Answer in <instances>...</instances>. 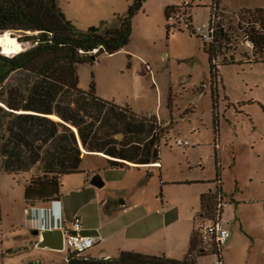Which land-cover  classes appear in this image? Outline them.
Listing matches in <instances>:
<instances>
[{"label":"rangeland","instance_id":"rangeland-1","mask_svg":"<svg viewBox=\"0 0 264 264\" xmlns=\"http://www.w3.org/2000/svg\"><path fill=\"white\" fill-rule=\"evenodd\" d=\"M57 2L74 28L85 32L116 26L133 0ZM166 7H175L167 19ZM213 9V0H145L131 19L125 48L77 66L80 90L93 81L99 99L154 119L159 136L155 166L110 168L101 155L89 154L80 173L60 177L67 232L79 218L81 236L101 239L85 257L115 259L129 251L181 260L193 229L198 233L193 252L197 264H215L217 257L198 232L200 224H208L207 215L195 214L200 194L215 190L218 174L221 219L230 233L221 245L223 264H264V63L251 60L245 40L251 18L243 12L264 9V0L216 1L215 23L228 41L210 78L204 41ZM7 33L18 53L35 44L24 38L32 33ZM222 56L233 62L222 65ZM25 79L22 72L12 74L2 85L1 98L6 99L10 88L23 89ZM0 108L6 110L2 104ZM1 111L0 144L13 118ZM177 140L188 146H177ZM1 162L0 155V264H66L67 246L62 251L37 246L34 212L23 198L28 175L4 172ZM95 175L101 187L91 184ZM119 201L123 205L117 207ZM44 213L40 222H46Z\"/></svg>","mask_w":264,"mask_h":264},{"label":"trees","instance_id":"trees-1","mask_svg":"<svg viewBox=\"0 0 264 264\" xmlns=\"http://www.w3.org/2000/svg\"><path fill=\"white\" fill-rule=\"evenodd\" d=\"M144 1L133 0L116 26L104 30L90 27L80 32L65 18L57 0H0V35L28 32L33 35L24 37L25 41L35 43L18 53L13 42L0 54V104L6 108L0 110L4 116L13 117L5 129L6 138L1 137V167L7 173L28 175L23 191L26 206L49 204L60 198V177L80 173L81 149L112 158L106 159L110 168H130L117 160L134 165L159 163L155 120L138 117L126 107L99 99L93 81L86 91L80 90L76 73L78 65L91 63L101 53L111 55L128 45L131 19ZM216 1L213 0L207 29L210 40L204 41L210 78L216 75V57L222 55L221 48L228 41L222 26L215 23ZM174 9H164L166 19ZM243 12L251 18L245 29L251 60L264 63V9ZM232 62L223 57L221 64ZM21 72L26 74L23 89L10 88L6 99L1 98L2 85L12 74ZM117 134L121 135L120 139L115 138ZM213 183L214 193L209 190L200 195L199 211L195 214H206V221L213 220L217 197L223 194L218 174ZM197 235L192 229L187 252L181 260L129 251H121L115 259L92 260L84 253L68 251L66 264H197L193 256ZM204 244L211 254H221V247L215 242Z\"/></svg>","mask_w":264,"mask_h":264},{"label":"built area","instance_id":"built-area-1","mask_svg":"<svg viewBox=\"0 0 264 264\" xmlns=\"http://www.w3.org/2000/svg\"><path fill=\"white\" fill-rule=\"evenodd\" d=\"M206 41H209L210 38L208 36V31L205 35ZM175 144L179 147H187L188 142L177 140ZM216 184H219L217 182ZM215 211L213 215V220L208 221V224H202L199 226V233L202 236L204 243L207 242H215L220 247L223 243H225L229 237L230 233L228 229L225 227L223 220L221 219V212L224 205L223 196L221 194L218 195L216 201ZM43 228V227H42ZM44 230H52V229H61L63 232V249L67 246L69 252H74L78 254L85 253L90 248L96 246L100 243L101 239L96 238L94 236H81L80 232V220L79 218H74L71 223V230L67 232L64 222L59 223L57 226L45 227ZM217 261L215 264H223L221 254L216 256Z\"/></svg>","mask_w":264,"mask_h":264},{"label":"crops","instance_id":"crops-1","mask_svg":"<svg viewBox=\"0 0 264 264\" xmlns=\"http://www.w3.org/2000/svg\"><path fill=\"white\" fill-rule=\"evenodd\" d=\"M55 117V116H54ZM57 118V117H56ZM53 120V119H52ZM59 119L57 118V120H55V121H58ZM73 131L76 133V130L75 129H73ZM119 135V136H118ZM119 137V138H118ZM115 138L116 139H120L121 138V135L120 134H117L116 136H115ZM81 155H80V157H81V159L83 160L87 155H89V154H99V155H101L103 158H104V160L107 162V160L106 159H112V158H109V157H107V156H105L104 154H102V153H88V152H86V151H84L83 149H81ZM82 160H81V163H82ZM114 160H116V159H114ZM117 161H119V162H123V163H125V164H127V165H129L130 167L131 166H134V164H131V163H129V162H127V161H122V160H117ZM108 164V163H107ZM158 163H154V164H148V165H137L138 167H151V166H155V165H157ZM81 165V164H80ZM79 170H80V166H79ZM78 174V173H77ZM212 191V189H208L207 191ZM206 191V192H207ZM206 192H203V193H206ZM203 193H201V194H203ZM200 194V195H201ZM61 197V196H60ZM200 197V196H199ZM44 209L45 208H43V205H38L37 207H35V206H33V207H31V210L34 212L33 213V219L31 220L32 221V227L35 229V231H42V230H44L43 228H45V224H44V222L43 221H39V219H42V217L43 216H45V213H44ZM53 211H54V213L55 214H57V215H59V214H61V217L62 216H64V208H63V202H62V200H60V198L58 199V200H56L55 201V203L53 204ZM198 211H199V209H198ZM198 211L196 212V213H198ZM36 213V214H35ZM36 217V218H35ZM37 217H38V219H37ZM66 217V216H65ZM43 227V228H42ZM34 231V232H35ZM105 258H107V257H105Z\"/></svg>","mask_w":264,"mask_h":264},{"label":"water","instance_id":"water-1","mask_svg":"<svg viewBox=\"0 0 264 264\" xmlns=\"http://www.w3.org/2000/svg\"><path fill=\"white\" fill-rule=\"evenodd\" d=\"M119 136V135H118ZM91 184L95 187H101L103 182L99 178V176L95 175L91 179ZM123 205V201H119L116 203L117 207ZM35 235H38V243L37 246L39 248H48L55 251L63 250V232L61 229H52V230H42L35 231Z\"/></svg>","mask_w":264,"mask_h":264},{"label":"clouds","instance_id":"clouds-1","mask_svg":"<svg viewBox=\"0 0 264 264\" xmlns=\"http://www.w3.org/2000/svg\"><path fill=\"white\" fill-rule=\"evenodd\" d=\"M54 203L55 201L49 203V206L44 209V211H47L46 222H44V224L46 225L45 227L57 226L59 223H63V220L61 219V214L57 215L53 211Z\"/></svg>","mask_w":264,"mask_h":264},{"label":"bare ground","instance_id":"bare-ground-1","mask_svg":"<svg viewBox=\"0 0 264 264\" xmlns=\"http://www.w3.org/2000/svg\"><path fill=\"white\" fill-rule=\"evenodd\" d=\"M11 43L12 39L7 32L0 35V49L10 46Z\"/></svg>","mask_w":264,"mask_h":264}]
</instances>
